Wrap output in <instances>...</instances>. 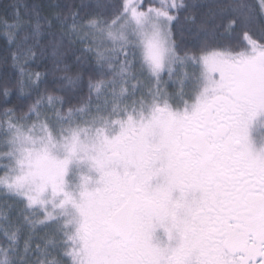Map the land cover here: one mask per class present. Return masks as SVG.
Returning a JSON list of instances; mask_svg holds the SVG:
<instances>
[{"label":"snow or ice","instance_id":"1","mask_svg":"<svg viewBox=\"0 0 264 264\" xmlns=\"http://www.w3.org/2000/svg\"><path fill=\"white\" fill-rule=\"evenodd\" d=\"M9 7L0 264H264V0Z\"/></svg>","mask_w":264,"mask_h":264},{"label":"trees","instance_id":"2","mask_svg":"<svg viewBox=\"0 0 264 264\" xmlns=\"http://www.w3.org/2000/svg\"><path fill=\"white\" fill-rule=\"evenodd\" d=\"M15 0H0V16H2L5 11L7 10L8 13H11V8L9 7L12 3H14ZM26 2L28 3H32L33 0H26ZM61 2H63V0H61ZM6 41L4 40V38L2 36H0V55L4 54V49L6 47ZM33 69L35 71H43L42 68L40 67H36L35 65H33ZM0 71H2V66H0ZM17 95H11L8 99L11 101V103L9 104H4L3 100L0 99V108H12V107H16L18 106L21 101L17 98Z\"/></svg>","mask_w":264,"mask_h":264}]
</instances>
